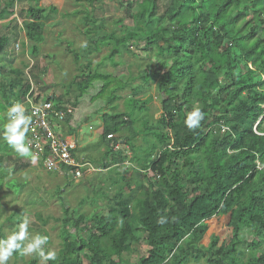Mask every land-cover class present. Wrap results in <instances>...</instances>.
<instances>
[{
    "label": "trees",
    "instance_id": "obj_1",
    "mask_svg": "<svg viewBox=\"0 0 264 264\" xmlns=\"http://www.w3.org/2000/svg\"><path fill=\"white\" fill-rule=\"evenodd\" d=\"M73 1L93 6L97 0ZM18 4H27L20 10L22 25L14 15ZM119 4L130 17L128 24L124 18L107 23L87 10L72 13L82 15V34L88 41L85 51L63 41L78 65L70 82L76 95L73 100L47 98L65 114L61 133L72 136L77 145L86 119L107 108L99 133L106 146L102 165L129 162L126 171L138 176L146 171L144 181H134L135 193L143 189V196L135 199L132 191L128 195L118 191L87 238L72 239L63 226V247L58 260L49 264H82V256L88 264H127L123 255L131 253L132 243L142 234L147 235L146 251L137 264H190L202 258L210 264H264V135H258L264 133V0H119ZM46 12L56 10L48 11L39 0L0 4V19L12 16L13 36L16 39L25 29L34 53L43 41ZM6 33L0 29V58L13 63L15 39L10 41ZM103 47L108 53L91 67L90 56ZM136 49L145 52L148 61L128 62L126 79L100 70L107 61L114 67L122 64L117 57L139 56ZM8 65L3 70L0 64V113L13 101L21 102L31 87L23 70L29 73L28 64ZM41 77L35 81L44 96L41 89L48 84ZM153 86L162 108L156 127L151 125L153 118L143 114L149 100L133 95L125 99V111H118L114 103L120 99L119 91L140 93ZM193 105L202 108L204 120L190 131L183 118ZM138 134L146 144L149 137L153 143L146 148L145 143L135 145ZM113 143L120 147L115 149ZM6 175L0 168V191ZM125 187L131 189L129 179ZM64 212L68 214V209ZM161 215L168 219L163 225L157 222ZM83 217L74 224L78 226ZM209 222L215 223V233H208ZM244 233L251 239L241 238ZM25 264L37 261L30 258Z\"/></svg>",
    "mask_w": 264,
    "mask_h": 264
},
{
    "label": "rangeland",
    "instance_id": "obj_2",
    "mask_svg": "<svg viewBox=\"0 0 264 264\" xmlns=\"http://www.w3.org/2000/svg\"><path fill=\"white\" fill-rule=\"evenodd\" d=\"M5 1L7 0H0V4H3ZM39 4L48 11L54 9L56 12H46L43 18L41 24L43 41L38 44V52L34 53L33 43L28 40L26 30L22 28L17 36V38H20L21 43L19 52L15 55V61L11 63L7 59L5 60V58H0L2 59L0 64L3 65V70H7L8 64H12L14 67H22V64L26 63L31 67L29 74L35 84V77L40 75L44 78L42 79L41 77V79L45 80L48 84L44 90L41 89L44 96L55 95L56 98L73 100L76 90L72 87L73 85L70 86V82L75 74H77L78 65L74 61L73 55L66 51V44L64 42L69 41L72 43V48L85 51L88 49V41L82 34V30L84 29L81 19L82 15L74 16L72 13L76 10L92 11L91 14H94L96 17H104L107 23L124 18L128 24L130 17L125 16L127 14L124 8L120 6L119 0H97L93 2V6H90L86 1L76 3L73 0H39ZM25 6L24 4H18L14 9L16 11L14 15L19 16L21 24H23V18L20 17V10ZM12 18L10 16L0 19L1 32L4 34L7 32L6 36L10 41L11 39H15V36H13ZM119 29L120 27H117V30ZM22 42H25L23 48ZM85 44L86 47L83 46ZM136 51L139 56L131 59L128 56H125L123 59L117 57V61H121L122 64L114 67L107 61L101 66L100 70L109 72L122 80L126 79L128 74L126 64L128 62L134 61L135 64L142 65L148 61L145 59L147 57L145 52H142L141 49H136ZM107 53L108 48L103 47L95 56L91 55V67H95L99 62H102ZM82 60L84 61L83 57ZM23 70H25V76L27 77L26 71L28 72V70ZM133 70L137 72L136 67ZM36 86L37 91H40L37 84ZM118 95L120 99L114 103L118 106V111H125V103L127 101L125 99L133 95L139 101L149 100L147 103L148 110H144L143 114H147L149 118H153L151 125L156 127L155 121L160 118L162 112L160 96L156 86L140 93H134L127 88L119 91ZM104 111H107V108H101L99 112L92 113L90 118H87L81 127L76 152L79 154V157L85 158L86 156L96 171L88 174L85 173L77 181L59 172L47 171L37 159L33 163L30 159L17 156L10 147H7L6 143L0 142V158H2L0 168L3 167L8 172V175L4 177V186L0 191V232L6 235L14 230L21 213L26 212L32 219L30 231L33 233L42 232L48 235L49 244L47 247L59 252L63 247V226H67L72 239L87 238L89 228H93L97 217L108 213V205L111 203L110 199L118 191L125 193V195H128L132 191L134 192L135 199L138 196H143V189H139L135 193L137 187L134 181H144L147 176L146 171H141L142 175L138 176L130 169L126 171L124 169L126 165L119 166L115 164L110 167L102 165L106 146L99 139V133L101 132L102 125L101 114ZM140 125L141 122L136 123L137 127H140ZM149 138L148 143L150 146L153 142L150 141L152 140L151 137ZM133 141L135 145H142L146 142V140L143 141V137L139 134ZM148 143H145V148ZM130 154L129 151L128 155ZM147 159L151 160L152 158L148 157ZM134 166L136 165L134 164ZM98 168L105 171H97ZM128 179L131 181V189L129 190L125 187ZM10 183H14L18 187H12ZM130 207L132 209L133 203H130ZM65 209H68V214L64 212ZM80 215L84 216V219L76 226L74 221ZM65 218H67V222L64 220ZM208 227L209 234L217 231L213 222H209ZM79 229L81 230L79 231ZM138 234L140 235V233ZM146 236V234H142L137 243H132L131 253L123 255L127 264H137L139 258L145 254ZM241 238L251 239L247 233H244ZM29 259L14 256L10 264H25ZM82 262V264H88V260L84 256H82ZM190 264L210 263L205 258H202L197 262L193 260Z\"/></svg>",
    "mask_w": 264,
    "mask_h": 264
},
{
    "label": "clouds",
    "instance_id": "obj_3",
    "mask_svg": "<svg viewBox=\"0 0 264 264\" xmlns=\"http://www.w3.org/2000/svg\"><path fill=\"white\" fill-rule=\"evenodd\" d=\"M86 47V44L83 45ZM46 107V106H45ZM43 118L41 107L33 106L32 110L20 101H13L0 113V142L6 143L17 156L36 161L33 143L29 139V132L34 123V117ZM204 112L198 105H193L184 118V126L194 131L201 126ZM226 129H222L225 131ZM264 135V133H258ZM77 150V149H76ZM262 165L257 161V167ZM163 225L168 222L166 216L161 215L157 221ZM32 219L26 212H22L19 222L10 233L0 237V264H10L14 256L32 258L37 264H49L58 260V252L48 246L49 236L42 232H31Z\"/></svg>",
    "mask_w": 264,
    "mask_h": 264
},
{
    "label": "built area",
    "instance_id": "obj_4",
    "mask_svg": "<svg viewBox=\"0 0 264 264\" xmlns=\"http://www.w3.org/2000/svg\"><path fill=\"white\" fill-rule=\"evenodd\" d=\"M17 20L22 25L19 17H17ZM20 43V38H16L13 42L16 54L19 52ZM26 75L31 87L21 102L25 104L29 111L32 110L33 106H38L44 112L43 118L34 117V123L29 132V139L33 143L36 159L40 161L43 168L47 171L59 172L76 181L81 179L85 173L96 171L89 160L77 155L76 140L70 135L61 133V122L65 119L64 112L56 108L55 103L48 99L47 96H41L27 71ZM119 147L118 143L114 145L115 149ZM125 165L126 167L131 166L129 162H125ZM103 170L98 168L97 171Z\"/></svg>",
    "mask_w": 264,
    "mask_h": 264
},
{
    "label": "crops",
    "instance_id": "obj_5",
    "mask_svg": "<svg viewBox=\"0 0 264 264\" xmlns=\"http://www.w3.org/2000/svg\"><path fill=\"white\" fill-rule=\"evenodd\" d=\"M77 146H78V145H77ZM77 155H79V154L77 153ZM85 159H87L86 156H85ZM87 160H88V159H87ZM126 168H128V167H126Z\"/></svg>",
    "mask_w": 264,
    "mask_h": 264
}]
</instances>
